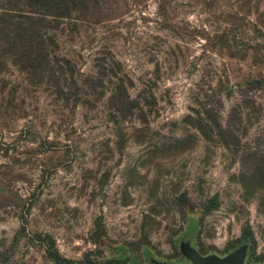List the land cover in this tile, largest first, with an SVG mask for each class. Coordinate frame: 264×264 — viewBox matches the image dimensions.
<instances>
[{"label": "rangeland", "instance_id": "rangeland-1", "mask_svg": "<svg viewBox=\"0 0 264 264\" xmlns=\"http://www.w3.org/2000/svg\"><path fill=\"white\" fill-rule=\"evenodd\" d=\"M67 13L0 66V264H264V0Z\"/></svg>", "mask_w": 264, "mask_h": 264}, {"label": "trees", "instance_id": "trees-1", "mask_svg": "<svg viewBox=\"0 0 264 264\" xmlns=\"http://www.w3.org/2000/svg\"><path fill=\"white\" fill-rule=\"evenodd\" d=\"M24 1L16 7L15 0H3L0 6V66L8 59L13 62L19 59L31 74H38L41 69L45 70L44 66L51 70L46 63L48 44L43 39L46 29L38 22L46 21L47 17L58 20L68 16L67 9L73 0ZM114 88L111 109L115 119L125 118L133 102L125 94L122 83Z\"/></svg>", "mask_w": 264, "mask_h": 264}, {"label": "water", "instance_id": "water-1", "mask_svg": "<svg viewBox=\"0 0 264 264\" xmlns=\"http://www.w3.org/2000/svg\"><path fill=\"white\" fill-rule=\"evenodd\" d=\"M185 254L194 264H244L243 256L234 254L230 258L221 259L217 256H201L189 245L185 249Z\"/></svg>", "mask_w": 264, "mask_h": 264}]
</instances>
